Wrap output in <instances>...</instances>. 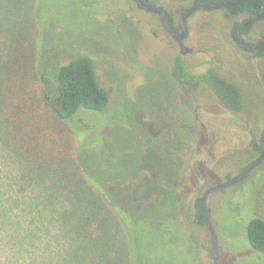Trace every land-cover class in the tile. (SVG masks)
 <instances>
[{
	"label": "rangeland",
	"instance_id": "374dc122",
	"mask_svg": "<svg viewBox=\"0 0 264 264\" xmlns=\"http://www.w3.org/2000/svg\"><path fill=\"white\" fill-rule=\"evenodd\" d=\"M150 1L167 6L177 24L179 14L191 5L180 0ZM2 8L0 45L9 54L19 38L10 41L20 36L22 23L17 22L20 15ZM37 18L35 47L39 51L32 60L35 66H29L23 74L10 78L5 73L2 77L0 119L24 122L23 133L29 143L20 141V147L31 160L37 155L47 167H56L72 179L82 170L83 161L107 201H112L113 192H122L127 203L119 198L118 204L115 198L117 204L112 205L118 206L117 214L128 221L124 235L128 244L131 239V245L121 240L122 221H106L109 209L104 208L95 217L83 203L86 213H77L81 215L78 226L72 216L70 226L63 225L53 218L54 212L47 217L46 225L37 224L39 229L52 231L50 243L54 246L50 251L40 230L26 221L40 209L31 210L28 205L21 209L24 195H18L12 184L11 176L20 174L22 162L27 161L14 157L7 163L10 148L0 144V181L5 182L2 190L9 200L20 197L0 205L1 243L6 242L4 247L11 250L0 252V260L7 264H214L210 232L207 226L195 223V201L208 187L239 173L253 159L246 150L253 139L251 134L260 139L264 128L263 64L232 40L234 19L227 18L225 9L194 12L188 18L186 40L194 53L184 59L193 71L204 72L214 66L238 84L246 99L245 111L238 113L207 98L201 89L197 99L185 95L182 105L174 110L182 91L173 88L175 79L164 70V61L180 50L157 24L159 16L132 2L40 0ZM23 34V38L29 36L25 29ZM247 39L264 40L261 21L256 22ZM84 52H90L100 81L113 92L105 111H91L83 119L87 128L82 129L86 137L81 140L45 101L39 68L42 63L65 64ZM196 107L199 122L194 120ZM175 113L187 119L182 122L183 128L175 121ZM184 129L196 136L189 138ZM27 146L32 149L28 153ZM258 167L242 182L213 192L208 198L223 264H264V254L251 246L247 236L248 221L264 217V165ZM46 195L38 199L64 196ZM13 210L17 211L18 225L11 229ZM96 218L102 224L97 222L92 231L85 222Z\"/></svg>",
	"mask_w": 264,
	"mask_h": 264
},
{
	"label": "trees",
	"instance_id": "16d2710c",
	"mask_svg": "<svg viewBox=\"0 0 264 264\" xmlns=\"http://www.w3.org/2000/svg\"><path fill=\"white\" fill-rule=\"evenodd\" d=\"M39 1L40 0H3V4L0 5V8L3 7V10L9 11V14L13 12V15H20V18L17 19V22L22 23V33L20 36L14 37L13 41H10L11 43L19 38L17 44H15L16 46L14 45L11 48L13 51H9V54L7 52L4 53L5 49L2 51L3 46L0 45V81L5 73L7 74V77L11 78V76H17V74L26 73L29 66H35V63L32 60L35 58L37 51H39L38 47H35V45L38 43L37 34H39L37 31V7ZM127 1L130 3L132 2V4H136L139 8L144 9L137 0ZM180 1H188L190 4H193L200 0ZM210 1L228 3L235 0ZM225 10L227 18L234 19L235 16L243 10H251L259 13L262 10V6L256 1L247 0ZM169 18L171 24L176 26V19L171 13ZM256 22V20L251 18L246 19L242 24V34H249L254 29ZM261 23L264 26V21H261ZM157 24L161 26L160 20L157 22ZM24 29L25 33H28L29 36L23 38ZM24 39H29L30 41L24 42ZM89 53L90 52H84L79 54L65 64L53 63L47 66L46 64L42 63L41 67L39 68L40 76L44 83L43 92L45 101L50 106L53 114L60 120V122L80 135L81 140L86 137L81 131L82 129L87 128L86 126L84 127V124H82L84 122L83 119L86 120L88 113L91 111L97 113L105 111L109 105L111 94L113 92V88L107 87L100 81L97 75L96 62ZM249 56L260 59L263 64L264 78V48L251 53ZM174 71L176 76L181 80L190 83H201L206 85L218 96L222 106H224L226 109L237 113L245 111L246 104L244 103V100L246 99L238 84L222 76L216 69L210 67L204 72H193L186 65L185 60L182 59L181 56H178ZM2 103L3 102L0 99V105H2ZM23 124L24 122L18 119H0V144H2L4 148H10V151H8L9 155L7 156L8 159H6L7 163H10V158L14 157L18 158V160L21 162L23 160L27 161V164L22 162L24 169L21 168V171H19L20 174L11 176V178L13 177L14 180L12 184L16 189V193L20 196H22V194L24 195V200L20 205L21 209L25 210L26 205L32 206L31 210L33 208L40 209V211L37 210L31 213V220L26 218V221H30L31 224L36 227L37 224L41 222H45L46 225L47 217L54 212L55 215L53 218L63 225L70 226L72 216L73 224L78 226L80 222L79 218L81 219L80 214H85L87 208L91 209V211L88 213L94 215L95 217L99 215L100 211L102 212L104 208H107V210L109 209L111 213L106 214V221L108 223H117L122 221V230L121 227L119 229L122 236L121 240H123L126 246L131 245V239H129L130 242L128 244L124 235L125 231H128L126 224L128 221H126V217L122 220L116 212L117 209L115 207L118 208V206L112 205L117 204V202L119 204V198L121 199V202H126L122 198V192L120 194H115V192H113L115 195L113 194L112 201H107L106 198L101 195L103 190L101 189L100 184L93 181V178H91V176L88 174V167L83 161H81L83 164L82 170L76 172L74 174V178L72 179L69 174H65L64 171H58L56 167H47L41 162L40 159L38 160L36 157L37 155H34L31 160L29 156L21 152L20 141L29 143V138H26L25 134L23 133ZM9 142H14V144L10 145ZM248 147L249 148L246 150L250 152L251 157H254L257 150H259L258 139L253 138L250 141ZM25 148L26 153L32 150L30 149V146ZM80 149L81 148H79L78 152L79 158L81 155ZM3 158H6V156ZM0 160L2 161V159ZM76 163L77 167L81 169L80 162L77 160ZM1 176L2 175L0 173V177ZM231 176L232 174L229 175L228 178ZM4 185L5 182L0 181V205L11 204L19 200L20 197H16L14 200H9L5 195L6 193L2 190ZM112 188L115 189L116 187ZM49 192L64 194V196L67 195L68 197L64 198V196L58 195L57 199H38L39 195H44L47 197L46 194ZM115 198L117 199V202L115 201ZM83 203L87 205L86 210L83 206ZM47 207L49 208L47 209ZM113 207L114 211L112 210ZM14 208H16V206ZM12 212L11 229L18 225L16 220L17 211L13 210ZM78 212L80 214H77ZM40 215L45 217L41 219ZM194 216L196 220L195 223L206 226L201 210V196L195 201ZM98 220L96 218L95 221L89 222L88 224L85 222V225L88 228H91L92 231H95L96 226L98 225L97 222L102 224V222ZM44 229L45 230L39 229L41 232L40 236H43V240L47 245H49L48 248L51 251L54 246V244L50 243L52 231L46 229V227ZM0 230H3V227H0ZM247 236L251 246L256 251L264 254V217H253L248 221ZM187 238L188 236H186V241H188ZM1 244L0 231V252L3 254L5 250L9 252L11 251L7 246H5L6 248L4 247V245L7 244L6 242L4 245L2 244L3 246H1ZM130 257L131 256H129V258ZM48 258L49 254L47 255L46 260H48ZM132 263H134V260H132ZM0 264L7 263H5L3 259L0 260Z\"/></svg>",
	"mask_w": 264,
	"mask_h": 264
},
{
	"label": "water",
	"instance_id": "95a60500",
	"mask_svg": "<svg viewBox=\"0 0 264 264\" xmlns=\"http://www.w3.org/2000/svg\"><path fill=\"white\" fill-rule=\"evenodd\" d=\"M139 4L148 12L155 13L159 16L160 21L163 27L173 35L174 39L179 41L180 50L182 53L187 54L193 49L185 43L186 38L189 35V25L188 18L197 10L206 9V10H219V9H228L230 7L241 4L247 0H235L232 2H213L210 0H200L188 6L179 14V26L180 31H177L169 19V9L167 6L159 5L150 0H137ZM262 5V11L257 13L251 10L240 11L233 20V25L231 28V37L232 40L237 44V46L245 52L253 53L259 49L264 48V40L260 41H251L247 39V36L242 34V24L248 19H254L256 21L264 20V0H253ZM264 162V130L261 135V154L254 160L250 161L239 173L231 176L230 178L208 187L202 198H201V210L202 215L205 220V224L211 235V253L214 264H223L222 253L219 247V236L214 226L213 220L210 216L208 198L209 195L213 192L223 190L225 188L231 187L232 185L238 184L239 182L246 179L250 173L260 166Z\"/></svg>",
	"mask_w": 264,
	"mask_h": 264
},
{
	"label": "flooded vegetation",
	"instance_id": "af4514ba",
	"mask_svg": "<svg viewBox=\"0 0 264 264\" xmlns=\"http://www.w3.org/2000/svg\"><path fill=\"white\" fill-rule=\"evenodd\" d=\"M156 3V2H155ZM262 6V5H261ZM263 9V8H262ZM262 11V10H261ZM169 15H170V13H169ZM170 19V18H169ZM159 20H160V18H159ZM161 22V21H160ZM171 23V22H170ZM161 26H162V28L165 30V32L167 33V35L170 37V38H172V40L174 41V43H175V45H177L178 46V48H179V50H180V45H179V41L178 40H176V39H174V37H173V35L171 34V33H169L164 27H163V25H162V23H161ZM173 26V25H172ZM177 31H180L181 30V28H180V26H179V17H178V24H176V26H173ZM155 34H157L156 32H154ZM248 35V34H247ZM247 35H245V36H247ZM189 36V35H188ZM188 38V37H187ZM187 38H186V40H187ZM186 40H185V43L187 44V42H186ZM192 48V47H191ZM193 49V48H192ZM192 53H194V49L191 51V52H188L187 54H184V53H182L181 52V50H180V52L179 53H177L176 55H171V56H168V60L166 61H164V66H165V68H164V70L166 71V72H168V74H169V77L171 76L173 79H175V82L173 83V85H174V89H176L178 92H180V90L182 91V93H179V95H180V100L178 101V100H176L175 101V105H174V110L176 109V108H178L180 105H182V101H183V97H185V95H188L189 94V96L191 97V98H196L197 99V93H198V95H199V90L201 89V90H203V95H205L207 98H211L212 100H216L217 102H219L221 105H222V103H221V101H220V99L218 98V96L210 89V88H208L206 85H204V84H201V83H190V82H187V81H184V80H181V79H179L177 76H176V74H175V71H174V69H175V66H176V60H177V58H178V56H181V58L182 59H184V56H186V55H189V54H192ZM185 60V59H184ZM186 62V61H185ZM186 65L190 68V70L191 71H193L194 69L192 68V67H190L188 64H187V62H186ZM212 68H214V69H216V70H218L216 67H214V66H212ZM193 72H196V71H193ZM219 72V71H218ZM220 73V72H219ZM221 74V73H220ZM222 75V74H221ZM222 76H224V75H222ZM225 77V76H224ZM226 78V77H225ZM228 79V78H227ZM229 80V79H228ZM177 83V84H176ZM196 94V95H195ZM195 111H196V114H195V121L197 120L198 122H199V113H198V108L196 107L195 108ZM174 119H175V121H177V123H178V125H179V127L180 128H183L182 126H185V124H183L182 122H184L185 120H187V119H183V117L181 116V115H179V114H176L175 113V115H174ZM263 130H264V128H263ZM263 130H262V132H263ZM184 131H185V133H186V135L189 137V138H193V136H196V134H194V133H191L190 132V130L189 129H184ZM160 131L158 130V132L156 133V134H158ZM247 132L250 134V130L249 129H247ZM262 132H261V135H262ZM252 135V137L253 138H256V134L254 133H252L251 134ZM261 135H260V139H258V144H259V150H257V152H256V155H254V157H252L253 159L252 160H254V159H256L260 154H261ZM250 143V142H249ZM249 148V147H248ZM251 160V161H252ZM183 163H181V165H182ZM261 165H264V162L261 164ZM260 165V166H261ZM246 166V165H245ZM244 166V167H245ZM243 167V168H244ZM242 168V169H243ZM241 169V170H242ZM205 192V191H204ZM204 194V193H203ZM203 194L201 195V198H202V196H203ZM212 194V193H211ZM211 194L209 195V198H210V196H211ZM179 195V194H178ZM178 198H179V200H181L180 199V195L178 196ZM211 257H212V253H211ZM212 261H213V259H212Z\"/></svg>",
	"mask_w": 264,
	"mask_h": 264
}]
</instances>
